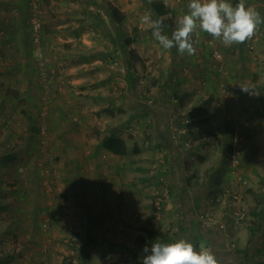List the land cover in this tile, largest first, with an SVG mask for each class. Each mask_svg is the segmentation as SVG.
I'll list each match as a JSON object with an SVG mask.
<instances>
[{"label":"rangeland","instance_id":"374dc122","mask_svg":"<svg viewBox=\"0 0 264 264\" xmlns=\"http://www.w3.org/2000/svg\"><path fill=\"white\" fill-rule=\"evenodd\" d=\"M163 1L171 38L190 0ZM244 3L264 18V0ZM147 14L149 0H0V264H82L85 241L87 264H142L150 230L264 264V22L231 46L197 28L190 56ZM114 128L139 151L105 150Z\"/></svg>","mask_w":264,"mask_h":264},{"label":"clouds","instance_id":"9594fccd","mask_svg":"<svg viewBox=\"0 0 264 264\" xmlns=\"http://www.w3.org/2000/svg\"><path fill=\"white\" fill-rule=\"evenodd\" d=\"M188 13L177 22L171 38L163 34L165 21L152 19L151 14L142 16L141 22L152 29V36L164 50L175 48L181 55H194L196 49L192 34L199 28L212 38L220 40L225 46L244 43L254 35L257 26L264 18L253 7L245 6L244 0L233 4L225 0H190ZM241 91L248 92L247 86H240ZM146 253L142 264H217L214 255L207 249L197 252L192 243L180 239L175 243H152L144 247Z\"/></svg>","mask_w":264,"mask_h":264},{"label":"trees","instance_id":"16d2710c","mask_svg":"<svg viewBox=\"0 0 264 264\" xmlns=\"http://www.w3.org/2000/svg\"><path fill=\"white\" fill-rule=\"evenodd\" d=\"M149 6L151 9V14L156 18H160L161 15H166L171 11V8L168 7L165 2L163 0L160 1H154V0H149ZM108 11H109V15L110 18L112 19V21L114 22V24H118V22H120L123 18V14L120 13L119 9L115 6H108ZM168 25H170L168 23ZM39 35H42V29H39ZM34 36V35H33ZM35 38V36H34ZM120 47H121V51L128 53V57H127V64H129L131 66V68H129L128 73H129V77L133 79V76L135 74V69L133 67V63H134V59L133 58H138L139 55L135 52V50L133 48H130L129 45L131 44V42L133 41L132 37L128 36L126 37L123 41L120 40ZM114 50L117 52L118 49H116V47L114 48ZM140 58V57H139ZM174 95H176V93H174ZM185 97V95L182 97H178L180 101L183 100V98ZM198 109H205L206 108V102L202 101V103L197 105ZM188 120V119H187ZM193 120V119H192ZM190 121V120H189ZM115 129H112L110 131H106L105 134L102 135V137L100 138V145L107 150L109 153L113 154V155H117V156H124L130 152H137L139 151V147L137 145H133V146H129L126 142V140L118 135L115 132ZM9 158V157H8ZM224 162V160H223ZM222 163V160H221ZM262 213H264V211H262ZM199 220L202 222V224H204L205 226H209L207 223L203 222L201 220L200 217H198ZM264 219V214L263 217ZM155 240V233L154 231L150 230V234L148 235V239H146V237L144 235L138 234L137 235V243L140 247L144 248V247H151L152 242ZM86 243V241H85ZM84 242L82 244L79 245L78 250H79V254L78 257L81 260L82 264H87V260L89 259L90 255L89 252L87 250V246ZM69 261L71 262V259L69 257Z\"/></svg>","mask_w":264,"mask_h":264},{"label":"built area","instance_id":"2783aa9c","mask_svg":"<svg viewBox=\"0 0 264 264\" xmlns=\"http://www.w3.org/2000/svg\"><path fill=\"white\" fill-rule=\"evenodd\" d=\"M38 11L33 13V17H31V19L33 20V23L31 22V26L33 27V30H35L36 32L39 31L40 27H41V22L38 16ZM209 216V214L207 215V217Z\"/></svg>","mask_w":264,"mask_h":264},{"label":"crops","instance_id":"0c3cea01","mask_svg":"<svg viewBox=\"0 0 264 264\" xmlns=\"http://www.w3.org/2000/svg\"><path fill=\"white\" fill-rule=\"evenodd\" d=\"M164 135V134H163Z\"/></svg>","mask_w":264,"mask_h":264}]
</instances>
